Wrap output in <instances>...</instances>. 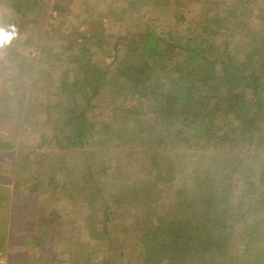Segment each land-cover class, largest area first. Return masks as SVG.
<instances>
[{
  "label": "trees",
  "instance_id": "16d2710c",
  "mask_svg": "<svg viewBox=\"0 0 264 264\" xmlns=\"http://www.w3.org/2000/svg\"><path fill=\"white\" fill-rule=\"evenodd\" d=\"M43 1L0 0L28 36L18 44L0 21V43L29 49L7 58L30 63L34 87L38 71L62 92L32 151L0 137V167L14 170V148L26 160L0 252L16 264H264V0H54L57 18L76 21L30 30ZM32 87L20 89L28 105ZM7 92L12 118L22 105ZM36 146L62 149L65 165Z\"/></svg>",
  "mask_w": 264,
  "mask_h": 264
},
{
  "label": "rangeland",
  "instance_id": "374dc122",
  "mask_svg": "<svg viewBox=\"0 0 264 264\" xmlns=\"http://www.w3.org/2000/svg\"><path fill=\"white\" fill-rule=\"evenodd\" d=\"M53 1L54 0H44L43 2H41V4H38L35 8L30 7L31 11L28 10L29 13L26 17V19H29L28 23L30 26V30H32L35 25L37 28H42L45 30L46 28H49L52 26L53 19H57L58 23H60L61 31L67 32L69 29L70 23L72 25V22L76 21V16H78L77 15L78 12L74 13L73 15L70 14L68 18H57V12L52 10ZM5 4L7 5V3L0 2V21H3V23L5 24L8 30L7 36L13 37V39L16 38L18 44L26 43V40L28 38L27 34L21 33L23 37H19V35L15 33L16 32L15 28L18 27L17 23L16 24L13 23L16 16H14L11 11H9V8L5 6ZM74 11H76V8L74 9ZM114 11L115 10L112 8V12ZM4 17H6L8 20L6 21ZM122 21L123 19H119L118 22H122ZM100 22L101 21L99 20L96 23V27L98 28V31L100 30L102 26ZM23 28L24 27H20V29H23ZM1 30L2 32L6 33L5 29L1 28ZM131 30H134V29H131ZM36 31L37 30H35L32 34H35ZM76 40L77 38H75L74 36L71 37V39L68 40V44H67L68 47L69 48L73 47V45L76 43ZM10 44L8 42L5 43V40L0 43V54H1L0 55V109L1 107H5L0 110V137L1 138L3 137V140L7 138V141H9L10 143H12L13 139L14 140L16 139L17 141L16 145H19V141L21 143L19 145V148H23V150L25 151L26 150L32 151V147H34L35 145H32L33 143L31 142L34 141L35 136H37V140H35L34 142L41 141V135H42L41 130H43L44 135H48L52 132V129L55 127V123L57 120L56 114L50 111L49 113L50 119H48L47 116L49 114L45 113L46 112L45 109L47 106V102H51L53 98L57 97L55 99L59 101L58 98H61L60 96L62 95V92L54 88H49L50 85L54 83L52 81V78L55 77L54 75L52 78H50L49 75L43 72L39 73L38 71L33 72V74L36 75L34 79L38 83L37 86L34 87L32 70L29 65L30 63H28L27 60L23 59L21 55L7 58L9 57V54H10L9 52H12L15 54L16 53L25 54L27 51H29V49H27V51L22 50L23 52L21 51L22 52L21 53L19 52V47H12V45ZM36 53H37L36 51H32L30 53V57L31 58L35 57ZM105 54L106 53H101V52L99 53L100 57L104 60H105ZM38 81H43L44 83H39ZM22 86H29V87L33 86L32 87L33 92H32V96L29 99L30 101L29 105H28V98L25 100L23 99V97L20 96L21 95L20 89L22 88ZM5 90H8L7 99H11V101H13L14 104L20 103L22 105L20 108V111L16 113V115H14L12 118H10L8 115L5 116L6 111L8 110V108L6 109L7 102L6 103L1 102V97L3 95L2 92H5ZM27 95H28V91H27ZM23 104L25 106L24 108H23ZM142 119L144 118L142 117ZM23 120L25 122L31 121V120H34L35 122L37 121H40V122H37L35 126L32 127L30 124L25 125ZM147 141H148V138H147ZM45 147H37L39 148L38 154H39L40 149L43 148V150L46 152V156L49 155L51 150L50 148L48 147L45 148ZM14 150H15L14 151L15 155H13V157L15 161H14V164L12 165L14 167V170L12 171L9 170L5 165H2L0 167V178H12L10 181L8 180L4 181L0 179V183H3V182L5 183L1 185L2 187H0V226L2 222L7 221L3 216L4 215L8 216V210H12L11 204L15 203V202H12L10 198H11V193H12L11 190L13 191V188H16V184H14V180L16 179L14 177L18 175V172L16 169L20 168V165H23L24 161H26L22 159L23 158L22 155L20 156L16 155L18 154L16 152L17 148H14ZM3 151L10 152V149L7 148V149H4ZM127 152L128 151H125L123 154L126 156L128 160H130V157L128 156ZM65 155L66 153L62 149H55L49 155L50 157L49 160L55 163V165L58 164L59 166H62V165H65L62 162L65 158ZM39 157L41 156L39 155ZM138 157H139L138 152L137 150H135L134 156L131 159V161L133 162L136 161ZM21 171H22V174L29 175L28 170H21ZM44 185L41 187V189H39V191H37L36 198L40 197L41 199L45 200L46 194L49 195L52 192V188L45 190L46 188L44 187ZM7 187H9V189ZM2 209H4V211H1ZM75 221L79 225H82L81 224L82 221H79V220H75ZM69 225H70L69 222H67L66 226H69ZM13 229L14 228L7 227V231L10 233L13 232ZM82 230H84L83 231L84 239H88V237H90L88 230H85V229H82ZM24 235H25L24 232H20L18 235L19 239L22 237H25ZM69 235H71V232H69ZM78 241H79V244L83 242V240L81 241L78 240ZM54 243L55 241L52 236L49 238V241L43 244L44 247L42 248L43 251L40 252V256L41 255L43 257L48 256L47 248H53ZM64 247H66V245H60L57 247V250L59 252H62ZM93 257L95 259L91 260L92 264H103V260H101V258L98 257V255L96 257L95 256Z\"/></svg>",
  "mask_w": 264,
  "mask_h": 264
},
{
  "label": "built area",
  "instance_id": "2783aa9c",
  "mask_svg": "<svg viewBox=\"0 0 264 264\" xmlns=\"http://www.w3.org/2000/svg\"><path fill=\"white\" fill-rule=\"evenodd\" d=\"M0 264H7L6 257L2 252H0Z\"/></svg>",
  "mask_w": 264,
  "mask_h": 264
},
{
  "label": "clouds",
  "instance_id": "9594fccd",
  "mask_svg": "<svg viewBox=\"0 0 264 264\" xmlns=\"http://www.w3.org/2000/svg\"><path fill=\"white\" fill-rule=\"evenodd\" d=\"M13 235L11 234V235H9V237H12ZM1 252L5 255V257H6V260H7V264H11V261L10 260H8V257H7V254L3 251V250H1Z\"/></svg>",
  "mask_w": 264,
  "mask_h": 264
},
{
  "label": "crops",
  "instance_id": "0c3cea01",
  "mask_svg": "<svg viewBox=\"0 0 264 264\" xmlns=\"http://www.w3.org/2000/svg\"><path fill=\"white\" fill-rule=\"evenodd\" d=\"M3 217L6 219L7 216L4 215ZM7 236H8V235H7ZM8 237H9V236H8ZM13 237H14V234H13ZM11 264H16V262H15V261H11Z\"/></svg>",
  "mask_w": 264,
  "mask_h": 264
}]
</instances>
